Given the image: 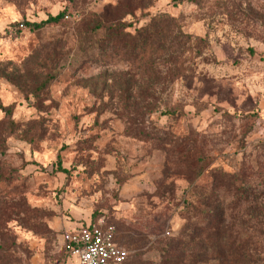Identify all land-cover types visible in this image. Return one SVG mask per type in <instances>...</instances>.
Segmentation results:
<instances>
[{"label":"rangeland","instance_id":"1","mask_svg":"<svg viewBox=\"0 0 264 264\" xmlns=\"http://www.w3.org/2000/svg\"><path fill=\"white\" fill-rule=\"evenodd\" d=\"M89 222L126 264H264V0H0V264Z\"/></svg>","mask_w":264,"mask_h":264},{"label":"built area","instance_id":"2","mask_svg":"<svg viewBox=\"0 0 264 264\" xmlns=\"http://www.w3.org/2000/svg\"><path fill=\"white\" fill-rule=\"evenodd\" d=\"M69 264H126L129 252L116 240L113 226L85 223L63 234Z\"/></svg>","mask_w":264,"mask_h":264},{"label":"trees","instance_id":"3","mask_svg":"<svg viewBox=\"0 0 264 264\" xmlns=\"http://www.w3.org/2000/svg\"><path fill=\"white\" fill-rule=\"evenodd\" d=\"M64 16H65V13L62 12V13L58 14L57 16H50L47 20H44L38 24H29V25H31V26L34 25L35 28H41L44 25H47V24H50L53 22H59L61 19L64 18ZM3 110L6 113H9V108H4ZM61 170H62V168H61ZM62 171H65V170H62ZM217 179L225 182L228 189H230V193H232L233 179H232L231 175H226L224 173L217 172ZM234 201H235V199L232 201L230 200L228 202L227 201L222 202V203L217 202V225H218L217 228H219L221 225H224V223L221 221V219L233 212V210L235 208ZM194 211H198V208H195ZM201 213L204 215H208V214L211 215V213H214V212L211 209L207 210L205 208V209L201 210Z\"/></svg>","mask_w":264,"mask_h":264}]
</instances>
